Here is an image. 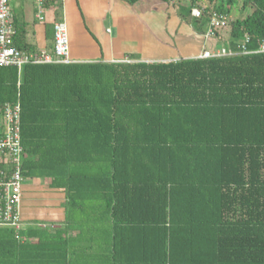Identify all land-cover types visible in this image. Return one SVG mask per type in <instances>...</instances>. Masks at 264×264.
I'll return each instance as SVG.
<instances>
[{"label": "trees", "instance_id": "trees-1", "mask_svg": "<svg viewBox=\"0 0 264 264\" xmlns=\"http://www.w3.org/2000/svg\"><path fill=\"white\" fill-rule=\"evenodd\" d=\"M197 2L184 20L198 35L240 2L224 47L264 40V0L193 19ZM49 6L61 22V1ZM14 29L13 46L36 54ZM125 58L0 68V136L3 107L19 103L22 176L65 195L60 228L0 227V264H264V55Z\"/></svg>", "mask_w": 264, "mask_h": 264}, {"label": "crops", "instance_id": "crops-1", "mask_svg": "<svg viewBox=\"0 0 264 264\" xmlns=\"http://www.w3.org/2000/svg\"><path fill=\"white\" fill-rule=\"evenodd\" d=\"M89 1L102 17L100 35L106 47H104L105 54H101L98 62H125V55L135 54L140 57L137 62L168 63L180 59H198L202 51L218 49H206V40L193 30L192 25L184 24L177 19L176 11H174V22L168 28L171 15L169 13L170 6L167 4L153 2L140 10L130 7L120 0ZM61 4L63 10V0H61ZM49 5L50 3L47 5L46 20L39 22L42 25L41 28L30 30L28 14L32 15L33 22H38L35 18V1L13 0L10 3L13 25L14 22L22 25L24 40L35 47L36 54L46 52L50 55L52 53L53 43L47 41L45 36L46 25L54 23ZM87 11L91 13L90 8H87ZM171 34L173 35L172 41L168 38ZM74 54V57L71 58L69 53L72 63L96 62ZM49 185L48 180L24 181L18 207L23 228L33 225L41 228L48 226L51 229L62 227L65 195L62 191L50 189Z\"/></svg>", "mask_w": 264, "mask_h": 264}, {"label": "built area", "instance_id": "built-area-1", "mask_svg": "<svg viewBox=\"0 0 264 264\" xmlns=\"http://www.w3.org/2000/svg\"><path fill=\"white\" fill-rule=\"evenodd\" d=\"M12 1L0 0V68H15L20 74L24 66L31 64H71L67 28L63 21L53 23V48L50 55L46 52L27 53L13 46L15 29L10 9ZM34 1L35 18L38 22H44L46 20L47 5L61 0ZM202 16L203 11L199 9L191 10L193 19H200ZM207 19L206 31L202 35L204 40L217 39V34L226 29L232 21L229 16L215 11H212ZM249 40V37L244 36L235 52L228 47H220L214 51H202L198 59H222L237 55H264V40L258 43V47L254 51L247 50L246 45ZM2 125L3 131L0 136V227L11 228L18 232L23 228L18 207L25 181L22 176L23 150L20 137L19 103L6 104L3 107Z\"/></svg>", "mask_w": 264, "mask_h": 264}, {"label": "rangeland", "instance_id": "rangeland-1", "mask_svg": "<svg viewBox=\"0 0 264 264\" xmlns=\"http://www.w3.org/2000/svg\"><path fill=\"white\" fill-rule=\"evenodd\" d=\"M220 0H215L210 3L208 0H198L196 7L193 9H199L203 11L204 9H209V11L214 9V6L219 4ZM64 7L59 13L67 28L68 40H69V53L70 57H74V53L79 54L82 58L91 59L98 62L101 58V54H105L106 47L105 43L101 40L100 28L102 23V17L99 16L97 11L94 9L89 0H63ZM189 0H172L169 8V13L171 15L168 21V28L174 22V14L176 11V18L182 20L184 24H189V20H184L190 15L189 12ZM240 2L232 9L230 14L231 20L239 16H246L249 11H239ZM90 8L91 13L87 11ZM181 8V12L178 10ZM99 9V6H98ZM30 18L29 27L30 30H39L41 28V23L33 22L32 15L28 14ZM180 16H183L182 19ZM108 32V31H107ZM113 35V34H112ZM164 36V35H163ZM172 34L169 35V39L172 41ZM221 40L209 39L205 42V48L208 50H213L214 48L224 47V42L228 40L227 34L224 30L221 31ZM72 61V59H71ZM28 201V200H27ZM27 205V204H26Z\"/></svg>", "mask_w": 264, "mask_h": 264}]
</instances>
